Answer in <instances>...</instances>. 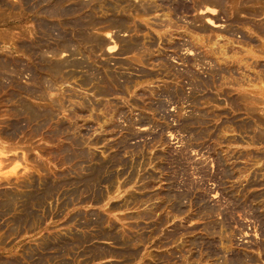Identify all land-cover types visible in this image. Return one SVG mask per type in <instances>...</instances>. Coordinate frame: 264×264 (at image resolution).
Segmentation results:
<instances>
[{
    "label": "rangeland",
    "instance_id": "obj_1",
    "mask_svg": "<svg viewBox=\"0 0 264 264\" xmlns=\"http://www.w3.org/2000/svg\"><path fill=\"white\" fill-rule=\"evenodd\" d=\"M58 263L264 264V0H0V264Z\"/></svg>",
    "mask_w": 264,
    "mask_h": 264
},
{
    "label": "bare ground",
    "instance_id": "obj_2",
    "mask_svg": "<svg viewBox=\"0 0 264 264\" xmlns=\"http://www.w3.org/2000/svg\"><path fill=\"white\" fill-rule=\"evenodd\" d=\"M27 1V0H26ZM145 1V0H144ZM221 1V0H220ZM45 2V1H44ZM70 2V1H69ZM74 2V1H73ZM65 3V2H64ZM139 4V3H138ZM224 4V3H223ZM66 5V4H65ZM121 5V4H120ZM127 5V4H126ZM133 5V4H132ZM140 5V4H139ZM144 5V4H143ZM39 6V5H38ZM64 6V5H63ZM79 6V5H78ZM148 6V5H147ZM159 6V5H158ZM144 7V6H143ZM145 7H146V4H145ZM82 8V7H81ZM224 8V7H223ZM127 9V8H126ZM133 9V8H132ZM147 9H149V8H147ZM159 9H160V7H159ZM136 10V9H135ZM134 10V11H135ZM140 10H141V8H140ZM142 11V10H141ZM144 11V10H143ZM149 11V10H148ZM147 11V12H148ZM151 12V11H150ZM76 13V12H75ZM141 13V12H140ZM146 13V12H145ZM245 13V12H244ZM117 14V13H116ZM135 14V13H134ZM139 14V13H138ZM241 14V13H240ZM51 15H53V14H51ZM80 15V14H79ZM82 15V14H81ZM144 15V14H143ZM58 16V15H57ZM167 17V16H166ZM135 18V17H134ZM69 20V19H68ZM170 21V20H169ZM89 23V22H88ZM114 26V25H113ZM124 26V25H123ZM128 26V25H127ZM165 26V25H164ZM178 27V26H177ZM121 28V27H120ZM124 28V27H123ZM83 30V29H82ZM127 31V30H126ZM165 32V31H164ZM54 33V32H53ZM86 36V35H85ZM171 37V36H170ZM51 38V37H50ZM55 38V37H54ZM30 39V38H29ZM70 39V38H69ZM223 39V38H222ZM160 40V39H159ZM57 41V40H56ZM217 41V40H216ZM54 42H55V40H54ZM61 42V41H60ZM59 42V43H60ZM230 42V41H229ZM243 42V41H242ZM96 43V42H95ZM185 44V43H184ZM229 44V43H228ZM183 45V44H182ZM242 45V44H241ZM258 45H260V44H258ZM138 46V45H137ZM136 46V47H137ZM142 46V45H141ZM188 46V45H187ZM263 46V45H262ZM65 47V46H64ZM72 47V46H71ZM143 47V46H142ZM99 48H100V46H99ZM144 48H145V46H144ZM149 48V47H148ZM221 48V47H220ZM243 48V47H242ZM76 49V48H75ZM215 49V48H214ZM62 50H64V48L63 49H61L60 51H62ZM69 50H70V48H69ZM145 50V49H144ZM149 50V49H148ZM40 51V50H39ZM46 51V50H45ZM48 51H50V50H48ZM65 51V50H64ZM223 51V50H222ZM248 51V50H247ZM44 52V51H43ZM52 54H53V52H52V50L50 51ZM49 52V53H50ZM57 52V51H56ZM67 52V51H66ZM233 52H235V51H233ZM37 53V52H36ZM45 53V52H44ZM73 53V52H72ZM218 53V52H217ZM221 53V52H220ZM252 53V52H251ZM213 54V53H212ZM37 55H38V53H37ZM221 55H223V53L221 54ZM227 55H228V53H227ZM233 55V54H232ZM214 56H216V55H214ZM231 56V55H230ZM35 58H37V57H35ZM222 58V57H221ZM227 58H230V57H228L227 56ZM220 59V58H219ZM234 59V58H233ZM237 59V58H236ZM235 59V60H236ZM142 60V59H141ZM140 59H139V62L141 61ZM216 60V59H215ZM224 60L226 61L227 59H226V55H225V58H224ZM229 61H230V59H228ZM242 60V59H241ZM223 61V60H222ZM222 61H221V63H222ZM68 62V61H67ZM245 62V61H244ZM224 63V62H223ZM222 63V64H223ZM226 63H228L229 64V62H226ZM232 63V62H231ZM241 63V62H240ZM71 64V63H70ZM73 64V63H72ZM243 64V63H242ZM242 64H240V65H242ZM248 64V63H247ZM66 65V64H65ZM161 65V64H160ZM168 65V64H167ZM225 65H227V64H225ZM230 65V64H229ZM244 65V64H243ZM59 66V65H58ZM73 66V65H72ZM71 66V67H72ZM78 66V65H77ZM245 66V65H244ZM251 66H252V64H251ZM50 67H51V65H50ZM219 67V66H218ZM223 67V66H222ZM248 67V66H247ZM63 68V67H62ZM220 68V67H219ZM227 68H228V66H227ZM59 69V68H58ZM70 69V68H69ZM60 70V69H59ZM88 70V69H87ZM224 70H226V69H224ZM228 70V69H227ZM263 70V69H262ZM164 71V70H163ZM220 71H222V70H220ZM230 71V70H229ZM228 71V72H229ZM67 72V71H66ZM232 72V71H231ZM238 72V71H237ZM52 74V73H51ZM221 74V77H222V75H224V73H220ZM230 74V73H229ZM246 74V73H245ZM240 75H242V74H240ZM248 75V74H247ZM68 76V75H67ZM215 76V75H214ZM172 77V76H171ZM176 77V76H175ZM218 77V76H217ZM216 77V78H217ZM249 77V76H248ZM53 78V77H52ZM179 79V78H178ZM221 79H223V78H221ZM150 80V79H149ZM42 83V82H41ZM244 83V82H243ZM229 84V83H228ZM127 85V84H126ZM47 86V85H46ZM114 87V86H113ZM126 86H124V88H125ZM177 87V86H176ZM49 89V88H48ZM44 90H46V89H44ZM47 91V90H46ZM52 91V90H51ZM175 91V90H174ZM33 92H35V91H33ZM41 92V91H40ZM49 92V91H48ZM26 93H29V91L28 92H26ZM47 93V92H46ZM110 93V92H109ZM23 94V93H22ZM31 94V93H30ZM39 94V93H38ZM44 95V94H43ZM50 95V94H49ZM49 95H46V97L47 96H49ZM17 97V96H16ZM21 97V96H20ZM43 97V96H42ZM45 98V97H44ZM184 98V97H183ZM17 99V98H16ZM47 99H49V98H47ZM52 100V99H51ZM2 102H4V101H2ZM51 102V101H50ZM55 102V101H54ZM54 102H52L53 103V105H54ZM169 102V101H168ZM243 103V102H242ZM57 104V103H56ZM11 105V104H10ZM13 105H15V103H13ZM251 105V104H250ZM49 106V105H48ZM57 106V105H56ZM55 106V107H56ZM15 107V106H14ZM38 107V106H37ZM54 107V106H53ZM8 108V107H7ZM18 108V107H17ZM245 108V107H244ZM98 109V108H97ZM50 113V112H49ZM52 113V112H51ZM3 114V113H2ZM55 114V113H54ZM7 115V114H6ZM52 115V114H51ZM51 117V116H50ZM18 118V117H17ZM125 118V117H124ZM109 119V118H108ZM111 119V118H110ZM36 123V122H35ZM197 123V122H196ZM190 125H192V124H190ZM7 126V125H6ZM56 129V128H55ZM67 129V128H66ZM75 129V128H74ZM79 129V128H78ZM91 129V128H90ZM88 130V129H87ZM62 131V130H61ZM75 131V130H74ZM79 132V131H78ZM259 132V131H258ZM74 135V134H73ZM79 137V136H78ZM7 138H8V136H7ZM50 138V137H49ZM81 141H83V139H81ZM76 142V141H75ZM81 143V142H80ZM86 143V142H85ZM88 144V143H87ZM90 144V143H89ZM93 144V143H92ZM84 145V144H83ZM83 149V148H82ZM65 153V152H64ZM64 153H62V156H63V154ZM89 153V152H88ZM69 154V153H68ZM67 156V155H66ZM61 158V157H60ZM77 159V158H76ZM165 159V158H164ZM177 159V158H176ZM79 160V159H78ZM90 160V159H89ZM70 161V160H69ZM75 161V160H74ZM93 162H95V161H93ZM92 163V162H91ZM97 163V162H96ZM98 164V163H97ZM63 165H65V164H63ZM69 165V164H68ZM81 168V167H80ZM101 169V168H100ZM103 169V168H102ZM101 171V170H100ZM105 171V170H104ZM182 172H183V170H182ZM84 173V172H83ZM31 174V173H30ZM80 174V173H79ZM183 175V174H182ZM71 176V175H70ZM99 178V177H98ZM53 179V178H52ZM111 180V179H110ZM109 180V181H110ZM45 181V180H44ZM108 181V182H109ZM176 181V180H175ZM94 183V182H93ZM92 184V183H91ZM51 185H52V183H51ZM102 185V184H101ZM184 185V184H183ZM183 185H181V186H183ZM63 186V185H62ZM61 186V187H62ZM177 186V185H176ZM94 187V186H93ZM180 187V186H179ZM27 188V187H26ZM31 188V187H30ZM38 188H39V186H38ZM69 188H71V187H69ZM176 188V187H175ZM91 189V188H90ZM99 189V188H98ZM93 190V189H92ZM28 191H30V190H28ZM49 191V190H48ZM97 191V190H96ZM184 191V190H183ZM182 191V192H183ZM87 192V191H86ZM63 193V192H62ZM92 193V192H91ZM94 193V192H93ZM100 193H101V191H100ZM75 194V193H74ZM168 194V193H167ZM93 195V194H92ZM95 195V194H94ZM163 195V194H162ZM185 195V194H184ZM97 196V195H96ZM100 196H101V194H100ZM10 197V196H9ZM133 197V196H132ZM159 197V196H158ZM40 198V197H39ZM66 198H68V197H66ZM71 198V197H70ZM98 198V197H97ZM97 198H95V199H97ZM131 198V197H130ZM154 198V197H153ZM164 198V197H163ZM36 199V198H35ZM69 199V198H68ZM143 199V198H142ZM33 201H34V199H33ZM167 201H168V199H167ZM177 201V200H176ZM47 202V201H46ZM146 202V201H145ZM35 203V202H34ZM157 203V202H156ZM14 204V203H13ZM38 204V203H37ZM145 204V203H144ZM15 205V204H14ZM19 209V208H18ZM166 209V208H165ZM162 210H163V208H162ZM173 210V209H172ZM160 211V210H159ZM174 211V210H173ZM167 212V211H166ZM161 213H162V211H161ZM175 213V212H174ZM180 212H178V214H179ZM21 215V214H20ZM148 215V214H147ZM140 216V215H139ZM141 218H143V216L141 217ZM168 219V218H167ZM142 220V219H141ZM226 220H228V219H226ZM31 221H32V219H31ZM84 221V220H83ZM160 221V220H159ZM163 222V221H162ZM104 225V224H103ZM96 226V225H95ZM105 226V225H104ZM110 226V225H109ZM102 227V226H101ZM136 228V227H135ZM109 230V229H108ZM116 232V231H115ZM65 234V233H64ZM119 236H120V234H119ZM100 237V236H99ZM72 239H74V238H72ZM170 239V238H169ZM47 240V239H46ZM82 240V239H81ZM107 240V239H106ZM55 241V240H54ZM77 241H79V240H77ZM90 241V240H89ZM70 242V241H69ZM72 242V241H71ZM111 242V241H110ZM78 243V242H77ZM76 244V243H75ZM134 244V243H133ZM117 245V244H116ZM70 246V245H69ZM130 246H132V245H130ZM133 246H135V245H133ZM42 247V246H41ZM123 247H124V245H123ZM126 247V246H125ZM136 247V246H135ZM59 249V248H58ZM187 249V248H186ZM100 250V249H99ZM108 250V249H107ZM181 250V249H180ZM52 251V250H51ZM58 251V250H57ZM89 251V250H88ZM191 251V250H190ZM61 252V251H60ZM59 252V253H60ZM102 253V252H101ZM121 254V253H120ZM90 255V254H89ZM96 256V255H95ZM219 256V255H218ZM221 256V255H220ZM43 258V257H42ZM224 258V257H223ZM61 259V258H60ZM66 259V258H65ZM181 259V258H180ZM187 259V258H186ZM224 260V259H223ZM184 261H186V260H184ZM225 261V260H224ZM171 262V261H170ZM59 264V263H58ZM227 264V263H226Z\"/></svg>",
    "mask_w": 264,
    "mask_h": 264
}]
</instances>
